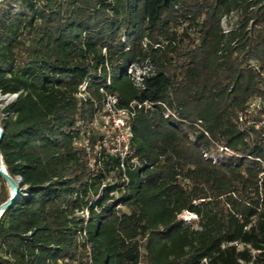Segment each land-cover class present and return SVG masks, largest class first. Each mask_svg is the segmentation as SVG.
Segmentation results:
<instances>
[{
  "label": "trees",
  "instance_id": "1",
  "mask_svg": "<svg viewBox=\"0 0 264 264\" xmlns=\"http://www.w3.org/2000/svg\"><path fill=\"white\" fill-rule=\"evenodd\" d=\"M263 74L264 0H2L0 264H264ZM105 93L153 105L123 157Z\"/></svg>",
  "mask_w": 264,
  "mask_h": 264
},
{
  "label": "built area",
  "instance_id": "2",
  "mask_svg": "<svg viewBox=\"0 0 264 264\" xmlns=\"http://www.w3.org/2000/svg\"><path fill=\"white\" fill-rule=\"evenodd\" d=\"M228 30V29H227ZM226 30V31H227ZM225 31V32H226ZM137 66L135 64H131L127 67V72L132 76L134 82L140 86L141 80L143 74L148 70L149 65L144 66L142 68H145L144 70L142 68L141 73L137 74L135 76L132 75L131 70L133 68H136ZM139 68V67H138ZM264 75V74H263ZM86 85L87 81H84L81 83L78 87L77 95L84 97L87 96L86 92ZM102 90V89H101ZM15 95V94H13ZM15 96H12L10 98L13 99ZM262 99L261 97H256L253 99L245 108L244 112L239 113L238 115V121L240 124H243L244 118L247 114H250L252 111H254L256 108H259L261 110V122L264 121V104L262 105ZM163 106H165L163 103H161ZM153 105L150 102L147 101H137L132 100L125 106H118L117 105V99L113 94L105 93L104 94V104L101 113L99 114V117L94 119L90 125L94 128H97L99 130L106 131V135L110 136V141L106 140L104 138L102 140V143L104 146H106L110 152H118L121 154V157L126 156L131 153V150L129 149V142L132 137V120L136 115V112L140 108H151ZM99 120L100 126H96V122ZM258 124L256 123L255 126ZM103 128V129H102ZM109 128H111V131H108ZM109 132V133H108ZM112 133V135H110ZM83 143L87 145V138L84 139ZM98 142L95 144V148H97ZM214 160V158H212ZM215 161V160H214ZM264 164V162H263ZM264 174V172H262ZM239 247H243V244L240 242H232ZM240 249V248H239ZM253 253V250L251 251ZM241 261V260H240ZM200 264H206V260L203 259ZM242 264H246L242 262Z\"/></svg>",
  "mask_w": 264,
  "mask_h": 264
},
{
  "label": "water",
  "instance_id": "3",
  "mask_svg": "<svg viewBox=\"0 0 264 264\" xmlns=\"http://www.w3.org/2000/svg\"><path fill=\"white\" fill-rule=\"evenodd\" d=\"M2 0H0L1 2ZM12 96H16L13 94H7V95H2L0 93V99L3 100H9ZM3 131L2 127H0V139L2 137ZM0 175L4 179L7 187H8V197L5 199L3 202L0 203V216L4 212L5 209L11 207L17 200L18 195L20 193V186L22 183L21 177L20 176H15L12 177L9 175L5 169V166L2 161V155L0 152Z\"/></svg>",
  "mask_w": 264,
  "mask_h": 264
},
{
  "label": "rangeland",
  "instance_id": "4",
  "mask_svg": "<svg viewBox=\"0 0 264 264\" xmlns=\"http://www.w3.org/2000/svg\"><path fill=\"white\" fill-rule=\"evenodd\" d=\"M236 20V14H232L231 16L229 17H223L222 18V26L224 28V31H226L227 29H229V27L231 26V24H233ZM143 70L145 68H142ZM140 68L136 67V68H133L131 70V73L133 76L137 75V74H140L141 73V70ZM9 100H3V99H0V115L4 116L5 114L2 112V108L4 107V105L9 102ZM96 126H100V123H99V120L96 122ZM103 129V128H102ZM99 130V129H98ZM108 131H111V128H109ZM109 133V132H108ZM221 157V155H217V156H214V160H218L219 158ZM2 187H5L6 190H7V193H8V187L6 185V183L3 181V179L0 178V190ZM179 217L181 218V220H183L185 223H192L194 224L197 220V217L190 213V212H187V211H184L182 212ZM241 249V247H239Z\"/></svg>",
  "mask_w": 264,
  "mask_h": 264
}]
</instances>
